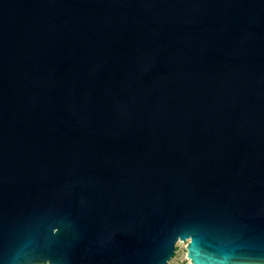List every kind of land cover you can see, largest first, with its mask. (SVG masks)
Returning <instances> with one entry per match:
<instances>
[{
	"label": "water",
	"instance_id": "water-1",
	"mask_svg": "<svg viewBox=\"0 0 264 264\" xmlns=\"http://www.w3.org/2000/svg\"><path fill=\"white\" fill-rule=\"evenodd\" d=\"M264 264V0H0V264Z\"/></svg>",
	"mask_w": 264,
	"mask_h": 264
},
{
	"label": "rangeland",
	"instance_id": "rangeland-1",
	"mask_svg": "<svg viewBox=\"0 0 264 264\" xmlns=\"http://www.w3.org/2000/svg\"><path fill=\"white\" fill-rule=\"evenodd\" d=\"M187 243L188 241L181 240L177 242L174 255L167 264H191L187 259Z\"/></svg>",
	"mask_w": 264,
	"mask_h": 264
}]
</instances>
